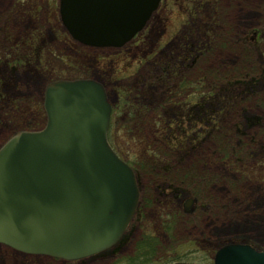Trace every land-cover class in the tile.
I'll use <instances>...</instances> for the list:
<instances>
[{
  "label": "rangeland",
  "instance_id": "374dc122",
  "mask_svg": "<svg viewBox=\"0 0 264 264\" xmlns=\"http://www.w3.org/2000/svg\"><path fill=\"white\" fill-rule=\"evenodd\" d=\"M202 45L209 46L207 54L194 63L192 56L180 63L184 49L192 53ZM164 63L174 70L148 87L153 77L163 75ZM178 71L180 77L172 79ZM258 73H264V0H162L137 37L118 52L75 43L60 21L56 0H0V146L19 130L44 126L43 95L49 82L78 77L100 81L116 111L108 142L137 172L144 205L121 253L132 264H213L215 249L229 242L264 250V80L221 113L223 131L231 137L237 134L234 125H240L237 135L253 150L240 162L224 159L208 136L195 149L175 150L151 122L164 106L173 108L190 91L196 95L200 79L206 90L213 79ZM132 76H143L141 89L148 92L135 107L115 94L119 86L132 88ZM134 90L130 99L138 92ZM132 108L139 110L137 116ZM246 115H256L259 122L245 125ZM143 144L150 150L144 151ZM156 183L167 185L170 193L160 194ZM171 190L179 191L180 198ZM187 198L193 199L192 210L185 212ZM113 259L70 262L0 244V264H112Z\"/></svg>",
  "mask_w": 264,
  "mask_h": 264
},
{
  "label": "water",
  "instance_id": "95a60500",
  "mask_svg": "<svg viewBox=\"0 0 264 264\" xmlns=\"http://www.w3.org/2000/svg\"><path fill=\"white\" fill-rule=\"evenodd\" d=\"M159 2L59 0L58 9L73 39L119 47L145 25ZM43 108L42 129L17 132L0 147V243L76 259L120 236L138 190L131 168L106 140L110 104L99 82H50ZM214 264H264V251L227 244L215 253Z\"/></svg>",
  "mask_w": 264,
  "mask_h": 264
},
{
  "label": "trees",
  "instance_id": "16d2710c",
  "mask_svg": "<svg viewBox=\"0 0 264 264\" xmlns=\"http://www.w3.org/2000/svg\"><path fill=\"white\" fill-rule=\"evenodd\" d=\"M191 11L192 9L190 10V13ZM194 14L195 12H192L193 16ZM205 46L207 45H202L193 49L192 53H190V50L184 49L181 52L182 56H179L178 60L181 64H186V62L189 61V57L192 56V61L194 63L197 58H200L203 55L207 54V48L209 46ZM162 67H165V70L161 68L163 71V75L153 77V81L148 83V87H152L155 82L161 81L165 76H169L170 72L174 70L167 63H164ZM154 68H152V70ZM138 72L134 71L133 74L136 75V73ZM150 75L151 74H148L147 78L150 77ZM176 77H180L179 71L175 73L171 78L174 79ZM221 78L222 80H220L219 82H215L213 79L214 82H211L210 86L206 89L207 91L204 90L205 86L203 85V81L201 79L198 80L196 82L198 88V93H196V95L195 92L193 93L192 91H190L186 94L183 101L174 102L173 108L169 107L167 109V107L164 106L163 110L160 113L156 114L153 119H151V122L153 127L155 123H157L158 129H155L154 127V130L157 131V135L159 136V138L164 139L166 143L175 150L185 152L189 148L195 149L199 144V141H201L203 137L208 136L212 138V140L214 139V141L217 143L219 152L222 153V155L225 157L224 158L222 156V158L226 160L231 159L236 163L241 161V157L249 156L250 152L253 150H248L245 145H243L242 139H240L237 135L241 132L240 125H234L237 134L231 137L228 136L229 132H227V134L223 131L221 124L223 121L222 119L220 120L221 113H223L224 115V113H227V110H230L235 103H237L238 101L242 102L245 97H248L249 88L251 87V85L256 84L258 80H264V73H258L257 75H253L251 77L247 75L237 78H229L228 76H223ZM221 78L219 77V79ZM142 80H144L143 76H132L130 82L132 88L127 89L124 86L118 85L119 87L115 90V94L119 92L121 99L120 101L126 103V105H130V107L137 106L138 104H136L135 102L139 103L140 99H142V96L144 97V95L148 93L147 91L141 89V84L144 83ZM185 86L186 84L183 83L181 85V88H185ZM120 89L122 90V92L120 91ZM134 89H138V92H136L137 94L134 95L132 99H130L135 93ZM129 94L131 95V97H129ZM193 94L197 96L195 101H193ZM190 96L192 97L190 98ZM132 100L134 102H132ZM260 105L264 107V98L260 100ZM122 108V112L126 111L124 107ZM146 109L147 108L143 110ZM115 112L116 111L113 108V113ZM130 113L134 116H137L139 110H137L136 108H132L130 109ZM167 113H170V115H168ZM143 115H141L139 119ZM242 117L247 122V124H244L248 126L255 125L259 122V118L256 115H246L245 117ZM147 146L149 145L143 144L144 151L146 149H149V147ZM142 161H144V159H141V162ZM135 174L137 177L138 175L136 171ZM154 186L157 190H159L160 194L170 193L167 192V189H165V187H167V185L165 184L162 185L156 183ZM173 189L178 188L173 187ZM171 192L174 193L173 195L175 198H180L179 191L174 192L171 190ZM138 206L143 208V201L139 200Z\"/></svg>",
  "mask_w": 264,
  "mask_h": 264
},
{
  "label": "flooded vegetation",
  "instance_id": "af4514ba",
  "mask_svg": "<svg viewBox=\"0 0 264 264\" xmlns=\"http://www.w3.org/2000/svg\"><path fill=\"white\" fill-rule=\"evenodd\" d=\"M47 2L49 0H46ZM166 1V0H165ZM58 3V0H56V4ZM140 214L141 213H137L135 212V214H133L132 216V219L133 220L136 216V219L137 221H139V217H140ZM133 223V221H130L129 225L127 226V228L125 229V231L123 232L122 236L110 247L108 248H105L95 254H92L88 257H84V258H81V259H78V260H67V261H70V262H81V263H85L87 261H92V260H95V259H99V260H108V258H114L113 259V263L112 264H120L121 262L124 263V264H132V261L133 260H126L124 259V257H128V256H122V249H124L123 247L125 245H127L129 239L126 237V235L129 233V230L131 229V224ZM135 250V249H134ZM135 256V254H134ZM134 256L132 258H134Z\"/></svg>",
  "mask_w": 264,
  "mask_h": 264
},
{
  "label": "bare ground",
  "instance_id": "6f19581e",
  "mask_svg": "<svg viewBox=\"0 0 264 264\" xmlns=\"http://www.w3.org/2000/svg\"><path fill=\"white\" fill-rule=\"evenodd\" d=\"M2 146V145H1Z\"/></svg>",
  "mask_w": 264,
  "mask_h": 264
}]
</instances>
